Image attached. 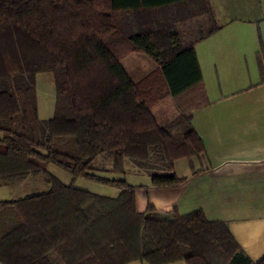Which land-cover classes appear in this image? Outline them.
<instances>
[{
  "label": "trees",
  "instance_id": "obj_1",
  "mask_svg": "<svg viewBox=\"0 0 264 264\" xmlns=\"http://www.w3.org/2000/svg\"><path fill=\"white\" fill-rule=\"evenodd\" d=\"M199 17L195 30L180 29ZM218 29L210 0H0V183L41 174L48 185L0 200L1 264H264L249 258L223 221L202 210L166 214L148 206L140 213L133 185L95 173L103 169L94 164L100 155L111 157L116 174H124L126 160L165 171L150 174L155 187L185 181L173 172L178 159L197 172L192 158L205 147L188 114L209 100L195 44ZM126 49L154 60L160 82L134 83L120 62ZM258 65L262 82V50ZM43 72L52 74L55 89L53 116L44 120L36 98ZM165 95L178 113L159 125L151 107ZM49 164L115 186L118 195L65 185Z\"/></svg>",
  "mask_w": 264,
  "mask_h": 264
},
{
  "label": "crops",
  "instance_id": "obj_2",
  "mask_svg": "<svg viewBox=\"0 0 264 264\" xmlns=\"http://www.w3.org/2000/svg\"><path fill=\"white\" fill-rule=\"evenodd\" d=\"M221 1L228 0H210L219 25L213 34L233 26L227 35L236 45L233 57L251 75L258 68L259 79L249 86L244 76L230 79L237 88L227 94L228 86L204 85L209 103L188 114L205 147L200 165L194 166L197 172L192 173L186 159L185 163L176 160L173 172L185 181L173 187L152 186L151 179L134 185L135 206L140 213L148 206L166 214L202 210L208 220L223 221L256 263L264 258V81L258 65L260 51L264 54V0H230L231 16L218 10ZM195 53L199 61L197 48ZM125 264L149 263L133 260Z\"/></svg>",
  "mask_w": 264,
  "mask_h": 264
},
{
  "label": "rangeland",
  "instance_id": "obj_3",
  "mask_svg": "<svg viewBox=\"0 0 264 264\" xmlns=\"http://www.w3.org/2000/svg\"><path fill=\"white\" fill-rule=\"evenodd\" d=\"M230 0L227 2H218V10H223L228 16H231L229 10ZM148 16L158 17L159 12L150 11ZM146 15H141L140 18L144 19ZM145 20V19H144ZM204 21V17L187 19L185 23L180 25V29H184L186 32L190 30H195L196 21ZM204 23V22H203ZM194 28V29H193ZM233 26L230 28H225L223 32H218L216 34L209 35L207 38L200 40L196 47L198 50V58L200 62V69L202 73V85L206 84L207 88L213 85L218 86L221 84L228 86L227 94L232 91L233 85L229 82L230 79L239 78L244 76L245 86H249L254 83L255 80L259 79L258 68L251 74L248 73V69L244 66V69L239 67L236 58L233 57V51L236 45L231 44L227 39L229 31H232ZM258 32V40L261 42L260 33ZM230 34V33H229ZM185 38L186 37L185 35ZM260 44V43H259ZM261 46V45H260ZM232 51V52H231ZM120 62L130 79L134 83H138L141 80L147 78L146 83L152 84L156 80L159 81L157 64L149 56L142 52L126 49L124 55L120 59ZM255 74V76H253ZM150 78V79H149ZM214 88V87H213ZM236 90V86L233 87ZM233 92V91H232ZM36 98H37V116L39 119H50L54 112V102H55V92L53 85V77L50 72H43L36 75ZM151 113L153 114L156 122L159 125H166L171 122L177 115L178 111L176 109L174 99L165 95L159 101L154 103L151 107ZM176 132V130H172ZM103 157H108L105 155H100L94 161V164L98 168H103L96 171V175L105 177L108 179H124L130 185H140L144 182L149 181L150 174L165 173L163 170L153 171L149 167H139L132 162L126 160L124 163V174H116L111 171L112 159L102 160ZM181 163H185V159L181 160ZM158 163V162H156ZM193 166L198 167L200 165L199 158H192ZM47 171L56 177L65 185H72L73 187L81 190L88 191L93 194L100 196L114 198L118 195V189L115 186L103 184L96 180L86 179L84 177H72L66 170L56 166L54 164H49L47 166ZM48 188L47 183L44 181L43 175L30 176L24 181L11 182L8 184L0 183V200L10 201L15 200L19 197L25 196V194H32L34 192L44 191ZM124 259H75L73 264H115ZM80 262V263H78Z\"/></svg>",
  "mask_w": 264,
  "mask_h": 264
}]
</instances>
